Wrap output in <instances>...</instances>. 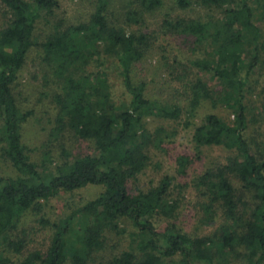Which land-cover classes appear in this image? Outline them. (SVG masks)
<instances>
[{
	"label": "trees",
	"instance_id": "16d2710c",
	"mask_svg": "<svg viewBox=\"0 0 264 264\" xmlns=\"http://www.w3.org/2000/svg\"><path fill=\"white\" fill-rule=\"evenodd\" d=\"M114 1L89 0L86 18L69 20L57 15L61 0H0V148L16 171L15 176L0 174V264H92L104 249L106 230L120 219L132 224L136 251H124L109 264H264V142L247 137L250 121L264 123V84L259 105L251 99L252 79L264 64V31L258 24L264 19V0H175L182 9L197 3L211 12L166 21L205 43V56L194 63L218 82L217 102L233 115L228 122L210 113L193 135L198 146L222 145L233 153L201 177L206 213L213 216L220 208L225 217L216 232L203 236L188 235L176 225L156 229L157 214L169 219L177 212L167 200L169 177L137 194L128 188L147 167L148 147L157 139L145 119L177 117L182 109L150 99L147 84L133 77L150 45L128 25L163 0H135L137 9L128 3L125 10L121 3L123 22L110 11ZM43 20L47 29L38 41ZM36 46L41 47L47 88L42 93L57 106L55 136L65 135L61 147L66 158L59 163L49 151L37 161L24 142L23 128L34 112L21 107L15 91ZM114 72L125 96L119 104ZM207 84L198 79L193 103L213 99L215 90ZM73 139L89 142V152L72 157L66 148ZM89 186L101 191L52 224L46 253L34 250L21 258L27 243L15 230L22 215L43 200Z\"/></svg>",
	"mask_w": 264,
	"mask_h": 264
},
{
	"label": "rangeland",
	"instance_id": "374dc122",
	"mask_svg": "<svg viewBox=\"0 0 264 264\" xmlns=\"http://www.w3.org/2000/svg\"><path fill=\"white\" fill-rule=\"evenodd\" d=\"M88 3L89 0L88 2L61 0L57 15L66 14L69 20L84 19L90 10ZM121 3L124 4V10L128 3L136 9L137 5L135 0L113 2L110 11L121 15L119 20L123 22L124 17L121 9L119 10ZM209 11L211 12L209 8L197 3L188 9H182L177 6L175 0H163L157 9L137 16L139 21L128 25L129 30L143 33L150 45L143 59L135 65L134 80L147 84L146 94L150 99L162 105H177L182 109L177 117L149 116L145 119V127L155 134L157 139L155 144L148 147L150 160L147 167L136 178L130 180L128 188L130 192L137 194L158 187L164 178L169 177L171 184L167 200L177 205V212L169 219L165 215L157 214L153 218L155 227L159 231H164L176 225L177 229L191 236L212 235L224 222L225 217L220 208H217L213 216L206 213L204 203L207 197L203 195L204 185L201 184V177L209 169L217 170L227 163L233 154L222 145L198 146L193 138L195 128L210 113H216L228 122L233 119V115L224 104L217 102L220 97L218 82L211 80V75L194 63L205 56L203 47L205 43L198 42L194 34L184 33L179 28L167 25L166 21L176 23L179 20L203 18ZM212 11L214 14L217 13L216 10ZM1 14L0 10V17ZM45 23L43 20L38 27V33H41L38 34V41L44 38L42 34L47 29ZM258 24L264 31V19H260ZM262 40L264 41V36ZM40 51V46L33 48L27 66L20 75V84L15 93L21 107L34 112L23 128L28 152L37 161H43L46 152L49 151L53 160L59 163L66 158L64 145L61 143L65 135L55 136L54 127L57 125L53 116L57 112V106L52 102V98L42 93L46 92L47 88L43 85L46 82L43 78L44 72H41ZM114 74L118 91L114 100L119 104L124 101L125 96L120 88V77L116 72ZM198 79L208 83L207 86L215 90L213 99L204 97L193 103L194 85ZM251 84L253 89L251 99L259 105L264 84V64L256 70ZM250 124L247 131L248 139L252 142L253 138L254 142H264L263 121H250ZM65 138L70 137L67 135ZM160 139H163V142L158 146ZM67 147L72 157L88 153L90 150L89 142L76 139L68 142ZM15 173L12 163L3 157L0 148V174L15 176ZM231 178L237 189H240V181L234 176ZM100 191V187H85L48 201L43 200L38 206L27 210L15 230L27 243L20 257L34 250L46 253L53 236L52 224L57 223L75 207L94 198ZM133 232L132 224L128 220L120 219L116 227L106 230L104 249L99 252L92 264H109L112 257L124 251H136Z\"/></svg>",
	"mask_w": 264,
	"mask_h": 264
}]
</instances>
